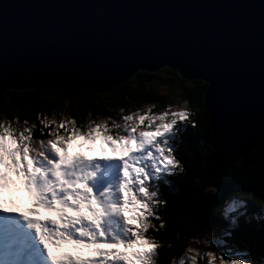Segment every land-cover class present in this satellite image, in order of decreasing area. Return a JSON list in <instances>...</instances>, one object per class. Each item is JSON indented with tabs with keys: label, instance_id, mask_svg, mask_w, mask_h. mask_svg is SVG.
<instances>
[{
	"label": "snow or ice",
	"instance_id": "obj_1",
	"mask_svg": "<svg viewBox=\"0 0 264 264\" xmlns=\"http://www.w3.org/2000/svg\"><path fill=\"white\" fill-rule=\"evenodd\" d=\"M210 86L168 62L99 89H0V264H264V139L212 175ZM257 226L259 252L237 255Z\"/></svg>",
	"mask_w": 264,
	"mask_h": 264
},
{
	"label": "water",
	"instance_id": "obj_2",
	"mask_svg": "<svg viewBox=\"0 0 264 264\" xmlns=\"http://www.w3.org/2000/svg\"><path fill=\"white\" fill-rule=\"evenodd\" d=\"M168 62L211 81L218 176L264 139V0H0V89H99Z\"/></svg>",
	"mask_w": 264,
	"mask_h": 264
},
{
	"label": "trees",
	"instance_id": "obj_3",
	"mask_svg": "<svg viewBox=\"0 0 264 264\" xmlns=\"http://www.w3.org/2000/svg\"><path fill=\"white\" fill-rule=\"evenodd\" d=\"M163 90H164V88L161 87L160 91H163ZM173 91H174V89H173ZM107 99H109V98H106V100ZM117 100H118L119 105L124 104V101L119 100L118 98H117ZM142 102L143 101H141V103ZM5 103H6V101L4 100V98L2 96H0V112L3 111V107H4ZM7 103L11 106L10 100L7 101ZM29 104L31 106V101L29 102ZM16 107L19 108V104H17ZM112 110H113L112 103H107L104 107V112L107 113V112H111ZM17 114H19V113H17ZM188 140H189V143H191V144H195L198 142V138L193 137V136H189ZM256 153H257V157H259L261 155L259 148L256 149ZM245 191L253 192V190L251 188H246ZM253 194H255V193L253 192ZM252 203H254V202H252ZM224 239H225L226 243L229 242L227 238L224 237ZM233 243L235 245L244 246V247H237L235 249L236 251H239L242 254L247 253L248 249H252L254 252L258 253L260 250V247H261V243H262L258 226L254 227L250 230H246V231L241 232L239 235L236 236ZM174 247H175V245H174Z\"/></svg>",
	"mask_w": 264,
	"mask_h": 264
},
{
	"label": "rangeland",
	"instance_id": "obj_4",
	"mask_svg": "<svg viewBox=\"0 0 264 264\" xmlns=\"http://www.w3.org/2000/svg\"><path fill=\"white\" fill-rule=\"evenodd\" d=\"M85 154L87 155V154H90V153H87V152H86ZM22 198L25 199V192H23V194H22ZM217 239L220 240V241H223L224 243H226V241H225L223 235H219V236L217 237ZM235 251H236V250H235ZM236 254H237V255H241L242 253L239 252V251H236Z\"/></svg>",
	"mask_w": 264,
	"mask_h": 264
}]
</instances>
